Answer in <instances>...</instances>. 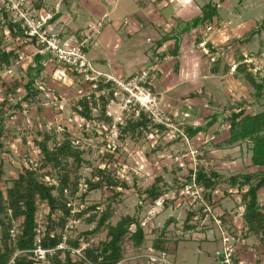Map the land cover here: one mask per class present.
<instances>
[{"label":"crops","instance_id":"crops-1","mask_svg":"<svg viewBox=\"0 0 264 264\" xmlns=\"http://www.w3.org/2000/svg\"><path fill=\"white\" fill-rule=\"evenodd\" d=\"M33 1L36 11L53 15L48 25L51 32L63 43L74 46L86 41L85 52L95 71L128 78L142 69L152 68L155 78L152 90L173 121L183 123L184 127L192 130L200 128L198 134L216 136V141L207 146L213 163L219 164L225 154L230 152L223 150L233 147L224 145L229 137V122L225 124L219 121L221 118L225 120L227 114L223 115L221 111L217 112L215 109L217 107L225 109L241 96L239 88L233 84L237 73L235 71L237 59L245 52L250 53L253 50L249 42L239 44L245 37L244 33H240V29L246 25L242 20L248 9H258L260 12L255 13V16L261 17L264 0H239L240 9L233 5L231 0H226L218 6V15L211 22L198 27L193 26V21L202 15V8L210 0ZM1 7L0 1V10ZM99 21L103 23L100 35L89 40L86 31ZM262 22L264 19L260 23L256 20L249 21L251 25H256L253 30ZM209 27L215 30L208 31ZM0 28L7 36L9 31L1 26ZM263 31L261 35L264 34ZM204 43L206 51L201 46ZM13 49L19 53L17 63L26 64V76L28 68H34L36 65L35 56L39 54L44 58L40 64L41 71L37 81L39 88L44 89L39 99L40 101L48 99L50 104L40 103L43 106L40 114L51 115L48 117L49 122L46 123L49 126L63 124L68 128V122L71 120L63 121L61 117L74 110L73 106L77 104L82 86L65 66L52 59L49 53L40 50L35 43L29 41L20 48ZM232 87H236L237 90L233 92ZM223 99L226 105L221 101ZM174 145L171 144L169 150ZM162 156L167 157L168 154ZM162 156L149 159L147 171L153 173L151 168L152 164H155V169L158 170L156 172H159ZM249 163L250 172L246 173L259 171V168L251 166V161ZM225 168L227 167L223 163L213 171L223 175L222 172L229 169ZM258 202L264 213V189L259 192ZM225 205L230 206L228 203ZM173 220L177 222L175 218ZM201 235L200 239L203 241H218L212 236L213 232L204 231ZM240 238L242 241L235 251L236 261L258 264L264 250L260 238L253 235L244 236V233ZM183 241L184 239H174L173 243L170 241L167 244L176 246ZM188 241H195V238L185 239V242ZM206 255L211 257L209 253ZM213 262L219 264L218 255Z\"/></svg>","mask_w":264,"mask_h":264},{"label":"trees","instance_id":"trees-1","mask_svg":"<svg viewBox=\"0 0 264 264\" xmlns=\"http://www.w3.org/2000/svg\"><path fill=\"white\" fill-rule=\"evenodd\" d=\"M224 1L226 0H217V2L210 0L202 8V15L193 21V26L198 27L211 22L218 15L219 4ZM0 15L5 16V12L0 10ZM0 26L9 31L14 42L20 44L18 48L29 42L26 41L25 31L19 25L9 22L6 25L0 23ZM263 30L264 22L257 25L246 38L241 39L239 44L247 43L260 35ZM39 48L42 50L41 46ZM42 59L44 58L37 54L35 67L28 68V81L23 86L25 95L16 104V109L21 110L23 102L30 105L41 93L37 81ZM18 60L19 53L16 49L0 50V71L10 69ZM243 61L244 55H240L235 71L254 88V102L264 104V79L258 81L256 75L248 71ZM103 87L109 88V85H100V89ZM105 102V99L102 100L98 118L109 122L104 114ZM3 106L2 104L0 108V137L4 133L8 119ZM72 112L88 121L94 118L86 98L77 101ZM230 112L227 119L230 125L229 137L224 145L247 143L252 153L251 166L259 168V171L226 178L215 171L207 173L201 170L198 182L210 190H214L220 184L248 186V192L244 195L246 206L244 221L247 228L244 236H257L264 246V213L258 202L259 192L264 189V109L252 113L246 112L239 105L237 110L230 108ZM153 127L154 125H151L145 117L137 122H129L122 129L119 140L124 141L127 136L134 139L141 138L145 131ZM159 128L163 129L161 126ZM184 130L190 137H194L201 129L192 130L185 126ZM50 141L48 134H44L41 140H37L38 156L41 157L34 160L37 167H23L18 177L12 181L11 187L5 191L0 190V264H10L12 261V264H37L34 259V250L38 247L54 251L52 255H47L46 264H119L124 259L126 243L129 242L135 249L141 248L146 238L145 230L141 227L139 219L131 216L122 217L115 225L111 224L110 220L115 214L111 205L108 204L102 208L101 204L88 205L86 198L91 192L106 188L113 192L109 199L112 200L113 197L120 195L119 187L126 186L125 183L112 177L107 170L98 166L94 167L91 161H86L85 151L75 145L76 140L67 136L62 142H56L53 147L49 145ZM84 164L87 165L86 168H89L87 169L90 172L89 177L80 174ZM1 166L2 164H0V170ZM96 178L98 180H95ZM160 181L162 179L159 176L155 183L144 191V194L153 201L160 199L164 193L159 187ZM175 182L178 181L175 180ZM40 205H46L49 210L43 231L39 229L37 222ZM81 221L87 225L95 224L94 229L80 233L75 239L69 237L68 232L73 229L71 223ZM172 221L174 220L169 219L166 222L165 228L160 231V237L153 242L156 249L168 251V241L165 238L166 227ZM133 225H136V230L131 233L130 228ZM101 231L106 232L105 240L94 246L88 238ZM161 236L164 237L161 238ZM81 240L86 245L84 249H82ZM62 244L66 248L58 249ZM81 249L82 257L72 252V250Z\"/></svg>","mask_w":264,"mask_h":264},{"label":"built area","instance_id":"built-area-1","mask_svg":"<svg viewBox=\"0 0 264 264\" xmlns=\"http://www.w3.org/2000/svg\"><path fill=\"white\" fill-rule=\"evenodd\" d=\"M0 1L1 10L5 12V16L0 17L1 25H6L9 22L19 25L25 31L28 41L41 46L42 50L49 53L52 59L65 66L82 86L78 101L82 98L87 99L94 118L88 121L79 116L76 117L83 139L89 132L95 130L97 134L95 135L99 136L101 140L103 149L100 155L101 161L97 166L107 170L112 177L121 183L126 181L131 172L152 176L153 180L156 181L160 176L159 172L162 166H157L159 172H156L158 171L155 169L156 165L152 164V175L145 173L149 165L146 153L150 150L153 151L160 144L180 143L184 145L186 148L183 151L175 152L166 157L170 160L169 164L177 166L181 171L178 175V182L175 183L176 186L171 189L161 187L164 193L157 201L148 198L146 194L143 195L144 202L142 204L151 207L150 212L152 211V213L149 212L151 216L154 212L159 215L167 209L183 212L180 217L171 216L169 218H175L177 222L172 221L171 224L174 227L169 231L167 230L169 225L166 227L167 240L191 239L195 238V234H201L204 231L213 232L216 229L221 240V252L218 254L219 264H246L236 261L235 251L237 245L242 241L240 238L242 233L247 231L244 221L246 210L244 195L248 192V186L220 184L214 190H210L198 182V175L201 170L210 173L214 169L207 146L216 141V136L204 133L197 134L192 138L184 130L183 123L173 121L162 108L158 97L152 90L155 79L152 68L142 69L128 78L97 72L87 58L86 41L70 46L63 43L57 35L51 32L48 25L49 21L53 19L51 13L36 11L33 0ZM102 28L103 23L97 22L86 31L87 38L92 40L99 36ZM210 29L212 27H209L208 31ZM7 34L9 33L7 32ZM205 45V43L201 45L204 51H206ZM243 63L248 67L249 72L254 75L257 74L258 71L254 72L256 62L253 54H244ZM11 73L9 70V74ZM100 85H109V88L100 89ZM39 90L44 91L43 88H39ZM104 99L106 101L104 114L109 122L98 118ZM143 117L154 127L145 131L146 141L135 148L134 153H136L135 159L138 160V168L134 169L132 166H126L120 162L118 152L122 147H127L128 144L126 139L120 141L119 136L129 122H137ZM78 138L75 145L82 148V138ZM30 166L37 167V163L32 161ZM155 181L150 185L154 184ZM225 203L230 204V206L225 205ZM140 225L145 230V224L140 221ZM135 230L136 225H133L130 232L133 233ZM81 243L83 244L82 249H84L86 245L82 240ZM65 248L64 244L58 247V249ZM82 249L72 250V252L82 257ZM151 250H153L151 254L142 255L147 258L148 264H177L169 252L156 249L154 246ZM53 252V250H43L38 247L34 250V259L37 264H46L47 255H52ZM123 261L124 259L120 263ZM12 263L13 261L10 264ZM258 264H264V250Z\"/></svg>","mask_w":264,"mask_h":264},{"label":"rangeland","instance_id":"rangeland-1","mask_svg":"<svg viewBox=\"0 0 264 264\" xmlns=\"http://www.w3.org/2000/svg\"><path fill=\"white\" fill-rule=\"evenodd\" d=\"M238 1L239 0H231V3L235 6H238L240 9ZM221 4L222 3H220L219 6ZM242 6L243 5H241V7ZM258 12H260L258 9H248L245 12L242 23H246V25L240 29V33H244V38H246V36L256 26L251 25L249 21L256 20L257 23H260V21L264 19V9L261 11L263 13L261 17L260 15L255 16V13ZM214 30L215 28L210 29L211 32ZM4 32L5 31L3 29L0 31V50L10 51L13 48H18L17 43L13 41L11 36L8 34L6 36L3 34ZM261 34L259 36L257 35L256 38H252L250 40L251 43L248 41V44L252 45V52H245V54L249 53L253 54L254 56V60L256 62V70L254 72L256 73V71H258L257 74H255L258 81L264 79V34ZM11 68V74H9V71L7 72V69L0 71V108L3 104V110L8 115L4 133L2 137H0V164H2L0 170V190L2 191H5V189L11 187L12 181L18 177L19 172L23 167H28L32 164V161L41 158L38 156L36 141L41 140L44 134H48L51 138L49 143L51 147H53L56 142H62L65 138H67V136L73 140L79 139L78 137L82 138V133L78 126V120L76 119V115H74L73 112L68 111V113H65L61 117L63 121L71 120L68 122V128L63 126V124L55 126H49L46 124L49 122L48 117H51V115L43 116L40 114L42 106L40 103L48 102L50 104V102L48 99H42L40 101V94L30 105L23 102L21 104L22 109H16V104L19 103L22 97L25 95V92H23V86L28 81V78L26 76V64L16 63ZM235 74V83L233 84L239 88V92L241 93L240 98H238V100L236 99L232 101L233 104L226 106L225 109L220 107L215 109L217 112L221 111V114L223 113V115L227 114V119L230 114V108L237 110L239 105L242 106L246 112L252 113H257L264 109V104L262 102L256 103L253 100V94L255 92L254 88L239 73ZM236 87H232L233 92L237 90ZM221 101H223L224 105L227 104L224 99ZM73 108H75V106H73ZM226 118L225 120L224 118H221L219 121L228 124L229 121H226ZM95 134V130L89 132L84 139L82 138L81 145L82 149L85 151L84 157L86 161H91L92 166L97 167L101 161L100 155L103 148L99 136H96L97 134ZM126 141L128 144L127 147H122L118 152L120 162L126 166H132L134 169H136L138 168V160L135 159L136 153H134V151L136 147L146 141V134L137 139L127 136ZM170 146L171 144H160L159 148L156 150L148 151L146 153L148 161L150 162L149 159H155L156 157L162 156L163 154H168L171 156L173 153L183 151L186 148L184 145L179 146L175 144L173 148L169 150ZM223 150L230 151L229 153L225 154L226 156H224V159L221 161L227 168H229L227 172H222L224 173V177L228 178L231 175L234 176L239 173L241 174L243 172H250L249 162L252 153L247 143L237 144L236 146L230 148L227 147ZM162 157L163 158H160L162 161V169L159 172L162 181L159 182V187L171 189L173 186H176L175 180L178 179V175H180L181 171L177 166L169 164L170 160H168L166 156ZM221 162L219 164H211H214V168H218L223 164ZM86 167L87 165L85 164L82 166L80 174L89 177L90 172L87 170L89 168ZM145 173L152 175V171L149 172L145 170ZM151 177L152 176L143 175L142 173L135 174V172H131L128 174L126 181L124 180L126 186L119 187V196L115 198L113 197L112 200H109L113 192L104 188L103 190L91 192L86 198V203L88 205L101 204L102 208L103 206L105 207L106 205L110 204L115 213L113 218L110 220L111 224L113 225H115L119 219L126 216L136 217L139 219V221L145 224V242L139 249L131 247L129 242L126 243L124 261L120 264H148L147 258L143 257L142 255L152 253L153 250L151 249L154 245L153 242L158 237H160V231L162 228H164L166 222L171 216L180 217L183 215L181 214L183 213L181 210L167 209L159 215L154 212L153 216H151V207L142 204L144 202L143 195H145V189L149 188L151 186L150 184L155 181L153 180L154 178L152 177L151 179ZM48 211L49 210L46 205L39 206L37 222L41 231L44 230ZM171 223H169L167 229L168 231L174 227ZM71 226H73V229L69 230L68 236L75 239L80 233L94 229L95 224L87 225L84 221H81L75 224L71 223ZM209 235H211V233ZM201 236L202 235L200 233L195 234V241L185 242V238L183 242H179L176 246L167 244V252H169L170 256L172 255V258L174 257L173 260L177 264H207L208 262H213L214 259L217 258L219 252H221V240L219 239V232L216 229L213 231L212 236L218 239V241L214 242L203 241L200 239ZM105 237L106 232L101 231L90 236L88 240L91 242V244L93 243L94 246H97L101 241L105 240ZM163 237L164 236H161V238ZM170 241L173 243L174 239H171ZM170 241L167 243H170ZM206 253L211 254V257H208ZM212 264L218 263L213 262Z\"/></svg>","mask_w":264,"mask_h":264},{"label":"clouds","instance_id":"clouds-1","mask_svg":"<svg viewBox=\"0 0 264 264\" xmlns=\"http://www.w3.org/2000/svg\"><path fill=\"white\" fill-rule=\"evenodd\" d=\"M181 7H183V5H181Z\"/></svg>","mask_w":264,"mask_h":264}]
</instances>
